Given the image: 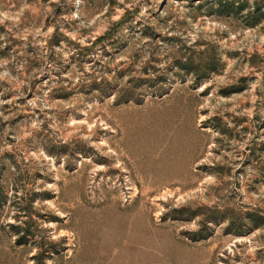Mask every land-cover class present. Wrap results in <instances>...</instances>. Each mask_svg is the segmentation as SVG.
Segmentation results:
<instances>
[{
	"label": "rangeland",
	"instance_id": "rangeland-1",
	"mask_svg": "<svg viewBox=\"0 0 264 264\" xmlns=\"http://www.w3.org/2000/svg\"><path fill=\"white\" fill-rule=\"evenodd\" d=\"M214 1L0 0V264H264V0Z\"/></svg>",
	"mask_w": 264,
	"mask_h": 264
},
{
	"label": "trees",
	"instance_id": "trees-1",
	"mask_svg": "<svg viewBox=\"0 0 264 264\" xmlns=\"http://www.w3.org/2000/svg\"><path fill=\"white\" fill-rule=\"evenodd\" d=\"M247 5L246 1H239V0H215L211 2V10L216 12L217 14H230V13H237L241 9H243ZM261 15L264 14V11H261ZM257 16V15H256ZM258 16L253 18L251 24H254Z\"/></svg>",
	"mask_w": 264,
	"mask_h": 264
}]
</instances>
